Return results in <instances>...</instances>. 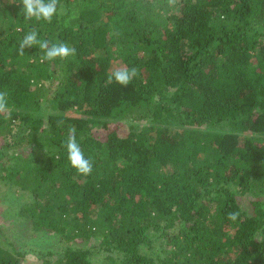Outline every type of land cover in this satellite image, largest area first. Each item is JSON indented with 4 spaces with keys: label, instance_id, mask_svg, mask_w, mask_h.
Masks as SVG:
<instances>
[{
    "label": "trees",
    "instance_id": "trees-1",
    "mask_svg": "<svg viewBox=\"0 0 264 264\" xmlns=\"http://www.w3.org/2000/svg\"><path fill=\"white\" fill-rule=\"evenodd\" d=\"M22 9L0 0V264H264V0ZM33 28L75 54L18 55ZM120 66L137 69L127 86L108 83Z\"/></svg>",
    "mask_w": 264,
    "mask_h": 264
},
{
    "label": "clouds",
    "instance_id": "clouds-1",
    "mask_svg": "<svg viewBox=\"0 0 264 264\" xmlns=\"http://www.w3.org/2000/svg\"><path fill=\"white\" fill-rule=\"evenodd\" d=\"M170 4H175L176 0H168ZM26 19H35L37 21L44 20L51 22L52 18L57 14L59 0H21ZM32 46H38L43 52L41 60H54L55 58H67L75 54V49L69 47L64 42L52 43L48 40L38 38L35 28L28 31L20 41L17 53L20 56L25 54V49ZM137 76L135 67L128 68L126 66L116 67L108 77V83L113 80L123 86H127L133 78ZM8 109L7 93L0 91V114H6ZM67 151V158L72 167L82 175H89L93 170L92 161L85 157L83 150L77 142L75 136V128H69L67 139L64 141ZM239 216V212H230L228 218L235 221Z\"/></svg>",
    "mask_w": 264,
    "mask_h": 264
},
{
    "label": "rangeland",
    "instance_id": "rangeland-1",
    "mask_svg": "<svg viewBox=\"0 0 264 264\" xmlns=\"http://www.w3.org/2000/svg\"><path fill=\"white\" fill-rule=\"evenodd\" d=\"M6 197V195L4 194H0V203H1V208L3 206H5L6 203V199H4ZM4 199V200H3ZM3 220L8 222V217H6L5 215H3ZM8 227L12 228L14 234H16V243L18 244V246L22 249H30L32 247H35V241L33 239V237L31 236V229L28 228L25 224H22L21 222H8L7 223ZM27 260H29L31 263H36L39 264V260L35 257L32 256H27ZM26 260V263H29ZM30 264V263H29Z\"/></svg>",
    "mask_w": 264,
    "mask_h": 264
}]
</instances>
